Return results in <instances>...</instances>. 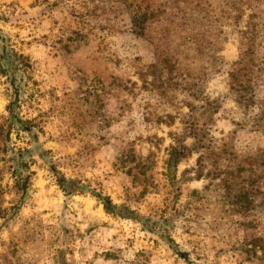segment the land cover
<instances>
[{
  "label": "rangeland",
  "instance_id": "1",
  "mask_svg": "<svg viewBox=\"0 0 264 264\" xmlns=\"http://www.w3.org/2000/svg\"><path fill=\"white\" fill-rule=\"evenodd\" d=\"M0 44V264H264V0H0Z\"/></svg>",
  "mask_w": 264,
  "mask_h": 264
},
{
  "label": "trees",
  "instance_id": "2",
  "mask_svg": "<svg viewBox=\"0 0 264 264\" xmlns=\"http://www.w3.org/2000/svg\"><path fill=\"white\" fill-rule=\"evenodd\" d=\"M147 16H149V12H142L141 14L136 12L131 15L132 23L136 27V31H138V33H140L144 29L143 23L146 21ZM28 66L29 64H28V59L26 56H23L22 54H18L17 52H13V50H8L5 45L0 44V74L6 76V80H8L9 84H11V87L13 89V95H14L13 99L10 97L9 103L6 106V109L8 110V113L10 114L11 118H15L14 107L18 103L17 102L18 86L14 83L15 79H14L13 74L18 69L22 71L26 70ZM261 109L263 110V113L261 114L263 118L264 108L262 107ZM18 121H20L21 128H24L26 125L27 127H25V129H28V127L30 126L29 120L18 118ZM184 123L186 124V126L184 127V129L186 130V133L193 135L194 148L197 149V148L202 147L203 142H204V138H203L204 136L198 133L199 129L195 128L196 125L193 122V119L191 118L185 121ZM175 140H176V143L179 142L178 137L175 138ZM186 152L187 151L185 150V146H179L178 144L170 145L169 148L167 149V158L165 159V165H166V170L168 171H166L165 174L170 180V182L172 183L179 182L183 179L185 180L187 179V178L179 177L177 180H175V177L171 176V171H170V168L172 166H176L179 160L183 158L184 156H186L187 154ZM200 161H201V155L198 157V163H197L198 167L195 168L196 177H199L201 175L200 168L202 165L201 163H199ZM57 182L59 183L60 187L64 191L71 192L75 190V188H70V186L68 185H70L71 183H67L66 180L63 178L57 177ZM193 192H196V191H193ZM242 192H246V191H242ZM96 196L101 201L105 212L113 214V215H119V216L126 217V218H132V219L138 217V214L134 212V210H130L126 206H117L113 204L111 199L108 196H100L99 194H96ZM249 244H251L252 246L259 247L263 251L262 253L264 255L263 237L261 236L256 237V238L252 237Z\"/></svg>",
  "mask_w": 264,
  "mask_h": 264
}]
</instances>
